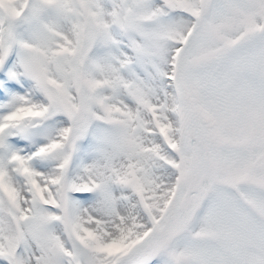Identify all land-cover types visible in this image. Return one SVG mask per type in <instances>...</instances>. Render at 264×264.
Returning <instances> with one entry per match:
<instances>
[{
    "label": "snow or ice",
    "instance_id": "6c2138e0",
    "mask_svg": "<svg viewBox=\"0 0 264 264\" xmlns=\"http://www.w3.org/2000/svg\"><path fill=\"white\" fill-rule=\"evenodd\" d=\"M0 264H264V0H0Z\"/></svg>",
    "mask_w": 264,
    "mask_h": 264
}]
</instances>
